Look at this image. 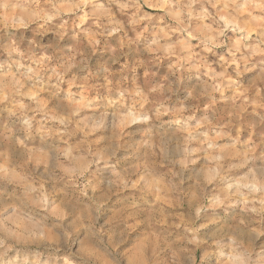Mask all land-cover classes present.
I'll return each instance as SVG.
<instances>
[{
    "label": "clouds",
    "instance_id": "1",
    "mask_svg": "<svg viewBox=\"0 0 264 264\" xmlns=\"http://www.w3.org/2000/svg\"><path fill=\"white\" fill-rule=\"evenodd\" d=\"M0 264H264V0H0Z\"/></svg>",
    "mask_w": 264,
    "mask_h": 264
}]
</instances>
